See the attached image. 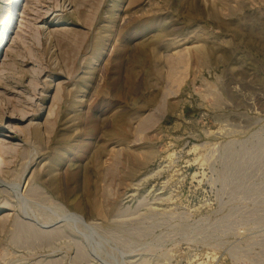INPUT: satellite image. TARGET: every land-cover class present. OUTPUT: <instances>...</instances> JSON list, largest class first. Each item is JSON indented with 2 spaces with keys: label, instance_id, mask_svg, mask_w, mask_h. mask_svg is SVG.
I'll return each mask as SVG.
<instances>
[{
  "label": "rangeland",
  "instance_id": "rangeland-1",
  "mask_svg": "<svg viewBox=\"0 0 264 264\" xmlns=\"http://www.w3.org/2000/svg\"><path fill=\"white\" fill-rule=\"evenodd\" d=\"M0 105V264H264V0H0Z\"/></svg>",
  "mask_w": 264,
  "mask_h": 264
},
{
  "label": "bare ground",
  "instance_id": "bare-ground-1",
  "mask_svg": "<svg viewBox=\"0 0 264 264\" xmlns=\"http://www.w3.org/2000/svg\"><path fill=\"white\" fill-rule=\"evenodd\" d=\"M0 112H1V115L3 116V120H4V109H3V107L0 105ZM14 115V113H12V115L11 116H9V121L10 122H14V121H16V120H24V117L23 116H18V114H17V116H13ZM8 118V117H7ZM3 151L4 150H2V148L0 147V158H2V159H4V156H3ZM81 219V218H80ZM83 220V219H82ZM80 221V220H79Z\"/></svg>",
  "mask_w": 264,
  "mask_h": 264
}]
</instances>
